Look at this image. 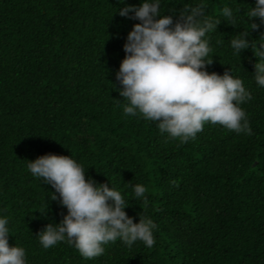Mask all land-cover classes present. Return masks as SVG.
I'll use <instances>...</instances> for the list:
<instances>
[{
	"label": "trees",
	"instance_id": "16d2710c",
	"mask_svg": "<svg viewBox=\"0 0 264 264\" xmlns=\"http://www.w3.org/2000/svg\"><path fill=\"white\" fill-rule=\"evenodd\" d=\"M201 2L203 18L220 22L206 34L213 62L205 70L241 79L251 135L205 123L180 143L123 113L115 72L139 21L115 13L117 0H0V217L26 264H264V87L253 73L264 25L248 21L255 0H161V15L175 21ZM249 23L258 25L248 30L252 48L234 53L230 41ZM45 154L71 156L86 179L109 181L134 223L138 213L154 222L153 246L117 240L92 259L67 242L43 249L36 234L66 214L58 194L50 199L54 189L27 170ZM136 184L146 201L133 196Z\"/></svg>",
	"mask_w": 264,
	"mask_h": 264
},
{
	"label": "clouds",
	"instance_id": "9594fccd",
	"mask_svg": "<svg viewBox=\"0 0 264 264\" xmlns=\"http://www.w3.org/2000/svg\"><path fill=\"white\" fill-rule=\"evenodd\" d=\"M123 7L115 13L126 19L139 21L132 25L122 46L125 53L115 72L121 86L113 89L125 104L126 116H140L155 122L161 133L169 139L186 143L195 139L205 123L219 124L237 134L251 135L245 111L241 104L251 99L241 79L234 78L230 70L222 75L205 70L212 64L206 34L217 28L218 20L204 19L203 2L173 15H161V0H140L129 5L117 0ZM239 11V10H238ZM221 14L231 20L228 7ZM258 18L264 25V0H255L248 10V21ZM231 39L234 53L251 49L249 29ZM260 38H264V34ZM255 45L256 62L254 80L264 87V43ZM27 170L45 185H50L51 200H57L66 209L59 223H48L39 231V244L47 250L60 242L72 244L84 259L102 255L104 246L119 240L127 247L142 242L145 247L154 244L156 225L141 216L134 223L125 212L127 201L110 183H97L87 177L84 167L71 156L45 154L29 161ZM135 198L145 197L142 185H132ZM9 221L0 217V264H26L25 249L9 246Z\"/></svg>",
	"mask_w": 264,
	"mask_h": 264
}]
</instances>
